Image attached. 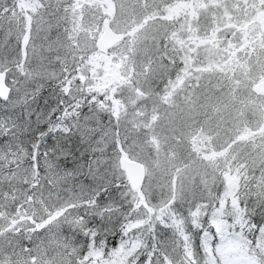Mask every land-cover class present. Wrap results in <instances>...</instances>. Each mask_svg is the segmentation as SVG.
<instances>
[{
  "label": "snow or ice",
  "instance_id": "obj_1",
  "mask_svg": "<svg viewBox=\"0 0 264 264\" xmlns=\"http://www.w3.org/2000/svg\"><path fill=\"white\" fill-rule=\"evenodd\" d=\"M0 264H264V0H0Z\"/></svg>",
  "mask_w": 264,
  "mask_h": 264
}]
</instances>
